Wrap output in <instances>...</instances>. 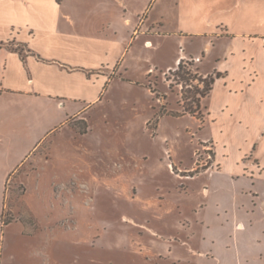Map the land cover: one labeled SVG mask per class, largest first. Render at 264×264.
Here are the masks:
<instances>
[{
  "label": "crops",
  "instance_id": "obj_1",
  "mask_svg": "<svg viewBox=\"0 0 264 264\" xmlns=\"http://www.w3.org/2000/svg\"><path fill=\"white\" fill-rule=\"evenodd\" d=\"M150 2L0 0V145L10 138L2 126L18 121L20 106L49 103L76 119L82 107L98 99L131 42L154 48L162 25L146 21ZM178 4L191 11L195 7L200 15L195 34L206 52L199 60L203 75L219 73L200 101L206 115L199 129L202 139L213 141L216 167L192 176L176 174L162 147L155 161L144 154L149 165L140 176L154 181H142L135 169L128 176L119 171L121 177H111L116 198L129 204L127 212L111 215L136 217L140 227H116L105 241L87 244V235L98 230L82 226L72 243L136 259L103 263L92 258V264H264V0ZM185 51L166 68L198 53L188 45ZM8 153L1 152L4 157ZM187 153L176 152L173 161L191 169ZM16 164L8 159L0 189ZM162 170L168 182L155 180ZM130 183L136 188L131 193L120 189ZM97 184L96 190L102 181ZM79 209V219L91 217L86 212L90 208ZM64 264L88 261L77 253Z\"/></svg>",
  "mask_w": 264,
  "mask_h": 264
},
{
  "label": "rangeland",
  "instance_id": "obj_2",
  "mask_svg": "<svg viewBox=\"0 0 264 264\" xmlns=\"http://www.w3.org/2000/svg\"><path fill=\"white\" fill-rule=\"evenodd\" d=\"M150 1L146 21L162 25L156 46L147 49L139 47V40L131 42L98 99L82 107L78 118H67L71 116L49 103L24 104L17 122L2 126L10 138L0 145V177L9 167L8 159L20 165L8 173L12 175L0 189V264H64L77 253L88 264L92 258L103 263L136 259L128 253L77 247L72 243L74 232L82 226L95 228L98 233L87 235L85 241L94 244L109 238L113 228L140 227L136 217L111 215L127 212L129 204L116 198V186H110V179L121 177L119 171L125 177L135 169L142 181H154L140 176V171L149 165L144 161L147 155L155 161L162 147L173 172L194 175L173 160L176 152L188 151L194 168V151L201 149L204 140L199 129L206 110L202 104L196 107V100L202 99L196 91L206 85L199 63L206 52L195 34L200 15L195 7L191 11L178 4L180 0ZM187 45L198 53L182 59L188 73L174 75L170 70L178 64L166 66L186 53ZM188 103L196 110L194 115L185 111ZM63 118L65 122L57 124ZM4 150L9 152L6 157L1 154ZM157 173V182H168L164 170ZM97 181H102L98 190ZM120 189L131 193L136 188L130 183L121 184ZM80 206L90 208L86 212L91 217L79 219Z\"/></svg>",
  "mask_w": 264,
  "mask_h": 264
},
{
  "label": "built area",
  "instance_id": "obj_3",
  "mask_svg": "<svg viewBox=\"0 0 264 264\" xmlns=\"http://www.w3.org/2000/svg\"><path fill=\"white\" fill-rule=\"evenodd\" d=\"M213 151H214L213 141L210 139L202 140L201 149H196L194 151V155L196 156L194 160V168L188 169L186 171L187 172H192V171L197 172L200 170H209V169H213L214 167H216ZM202 154L205 155V158L203 159L200 158ZM169 167L172 169V163L169 164Z\"/></svg>",
  "mask_w": 264,
  "mask_h": 264
},
{
  "label": "trees",
  "instance_id": "obj_4",
  "mask_svg": "<svg viewBox=\"0 0 264 264\" xmlns=\"http://www.w3.org/2000/svg\"><path fill=\"white\" fill-rule=\"evenodd\" d=\"M184 62L183 61H180L177 65V68H174L173 70H170L171 73H173L174 75L176 74H180V73H188L187 71H185L183 69V66H184ZM182 70V71H181ZM219 76V73H216V74H207L205 75L204 77V81H206V85L204 86V88H202L201 90H197L196 92L199 94L200 97H204L208 92L209 90L211 89V86L215 80V77H218ZM203 77V76H202ZM200 99L198 98L196 100V107H200ZM185 111L186 112H189L191 114H195L196 113V110H194V107L191 105V104H187L185 107Z\"/></svg>",
  "mask_w": 264,
  "mask_h": 264
}]
</instances>
